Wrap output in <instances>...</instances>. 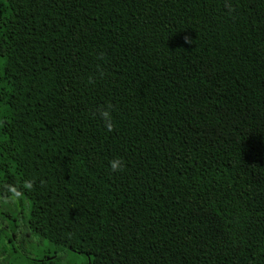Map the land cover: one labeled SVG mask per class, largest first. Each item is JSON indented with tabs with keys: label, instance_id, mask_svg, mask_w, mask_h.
I'll return each instance as SVG.
<instances>
[{
	"label": "trees",
	"instance_id": "16d2710c",
	"mask_svg": "<svg viewBox=\"0 0 264 264\" xmlns=\"http://www.w3.org/2000/svg\"><path fill=\"white\" fill-rule=\"evenodd\" d=\"M4 209L1 264H264V0L0 1Z\"/></svg>",
	"mask_w": 264,
	"mask_h": 264
},
{
	"label": "rangeland",
	"instance_id": "374dc122",
	"mask_svg": "<svg viewBox=\"0 0 264 264\" xmlns=\"http://www.w3.org/2000/svg\"><path fill=\"white\" fill-rule=\"evenodd\" d=\"M0 1L6 2V0H0ZM7 204L11 207V209L14 207L11 202H7ZM8 212L9 210H5V209L2 211L0 210V229L6 233L11 232L10 227H9V219H8L10 213ZM25 234H26V231L24 230L23 226L20 224L16 232V238L14 239V246L19 251L21 250L22 247L29 249L30 241L32 244H34V246L39 245V241L37 238L35 237L27 238ZM6 244L8 245L9 243H6ZM4 251H5V248H2L0 244V264L1 262H3L2 260L6 257L5 256L6 254ZM51 251L55 252L57 256H62L67 262V264H88L86 256L76 254L75 252L65 250V249L63 250L51 249ZM28 252L31 253L32 255L36 254L34 249H29ZM13 257L14 255L12 256V258ZM10 264H16V263H14L13 260H10Z\"/></svg>",
	"mask_w": 264,
	"mask_h": 264
},
{
	"label": "clouds",
	"instance_id": "9594fccd",
	"mask_svg": "<svg viewBox=\"0 0 264 264\" xmlns=\"http://www.w3.org/2000/svg\"><path fill=\"white\" fill-rule=\"evenodd\" d=\"M185 42L191 44L192 40L186 36ZM97 112L99 114L100 119L104 122L105 126L107 127V129L111 131L113 128V123H112L113 118L111 115L112 105L108 104L105 106H99ZM109 168L113 173L123 172L125 169V162L120 157L113 158L112 160L109 161ZM26 187L30 189L32 187V182L31 181L26 182Z\"/></svg>",
	"mask_w": 264,
	"mask_h": 264
}]
</instances>
